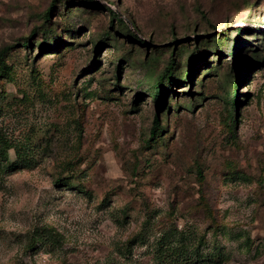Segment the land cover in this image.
<instances>
[{"label": "rangeland", "instance_id": "1", "mask_svg": "<svg viewBox=\"0 0 264 264\" xmlns=\"http://www.w3.org/2000/svg\"><path fill=\"white\" fill-rule=\"evenodd\" d=\"M4 47L0 264H264V0H0Z\"/></svg>", "mask_w": 264, "mask_h": 264}, {"label": "trees", "instance_id": "2", "mask_svg": "<svg viewBox=\"0 0 264 264\" xmlns=\"http://www.w3.org/2000/svg\"><path fill=\"white\" fill-rule=\"evenodd\" d=\"M246 30V28H241V30ZM29 42H24L23 43V47L24 48H28L29 47ZM43 46H41L42 49ZM11 47H4L2 48V50L0 51V74L2 73V71L4 70V61H3V56L4 54L10 50ZM235 52V51H234ZM190 66V65H188ZM191 67V66H190ZM174 70H175V65L172 62H169L166 69H165V73L164 76H170L168 78V80H170V82L172 81V78H174ZM238 78V77H236ZM183 80V81H181ZM190 80L192 81V71L191 69H188L185 74H184V79L179 78V82L180 83H185V81ZM220 88H222V96H219V98L225 103V105L229 108H227V116H228V121L230 123V126L232 124H234V110H237V105H238V99L236 96V93L239 89L240 86V81L239 79H234L232 80V75L229 73L227 76L224 77V79L222 80V82H220ZM233 89V91H232ZM166 91V87L163 84H158L155 88H154V100L155 102H160L162 100V97L164 95V92ZM161 132V126L159 123V116L158 114H155L154 119H153V125L150 129V140H155V138L159 135V133ZM4 143L2 141V143L0 142V149L3 151L1 152L4 156L6 154V149L4 148ZM6 147V146H5ZM16 153L19 156V152L16 151ZM24 162V161H21ZM26 162V161H25ZM58 184H63V186H69V183H65V182H61V181H57ZM65 183V184H64Z\"/></svg>", "mask_w": 264, "mask_h": 264}]
</instances>
